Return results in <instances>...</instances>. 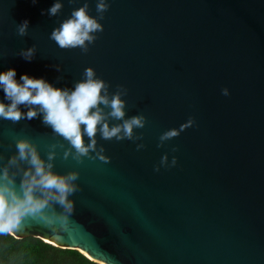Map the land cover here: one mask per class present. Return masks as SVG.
<instances>
[{
  "label": "water",
  "instance_id": "95a60500",
  "mask_svg": "<svg viewBox=\"0 0 264 264\" xmlns=\"http://www.w3.org/2000/svg\"><path fill=\"white\" fill-rule=\"evenodd\" d=\"M54 2L0 0V72L14 68L17 81L28 74L72 88L92 67L111 92L127 88L126 116L142 113L147 124L135 130L143 141L97 135L107 164L64 160L57 149L54 170L79 172L68 229L58 239L29 217L27 230L12 235L77 249L100 264H264V0H108L104 31L87 53L49 39L85 0H62L50 17ZM87 2L98 18L96 0ZM32 45L28 62L19 52ZM190 116L195 126L157 147L163 132ZM21 137L45 159L49 144L69 147L41 118L0 120V163ZM137 143L145 147L137 151ZM166 153L177 165L154 171Z\"/></svg>",
  "mask_w": 264,
  "mask_h": 264
},
{
  "label": "clouds",
  "instance_id": "9594fccd",
  "mask_svg": "<svg viewBox=\"0 0 264 264\" xmlns=\"http://www.w3.org/2000/svg\"><path fill=\"white\" fill-rule=\"evenodd\" d=\"M36 2L32 0L33 4ZM74 2L76 0H69V3ZM109 8L108 0H96L98 18L93 17L85 0L83 6L73 9L71 15L51 31L49 39L61 49L79 48L87 53L89 45L98 38L95 34L104 31L99 21L104 19ZM62 9V0H55L47 9V15L58 16ZM28 29L29 21L24 20L17 24V35L27 36ZM36 51V46L32 45L22 49L19 56L31 62ZM53 67L61 71L59 65ZM16 75L14 68L0 72V90L4 93L3 100H0V120L16 124L21 120L41 118L42 124L51 128L53 135L66 141L69 147L65 149L64 143L57 140L48 145L45 159L31 139L21 137L15 140V153L6 163H0V236L27 230L25 221L31 217L42 221L56 238L61 239L74 213L75 205L70 197L80 188L76 183L78 171L61 174L54 170L57 149L63 150L64 160L71 157L82 164L87 158L110 163L111 158L104 154L105 148L98 144L97 135L106 141H143V133L138 134L135 130L145 128L147 118L142 113L127 117V102L122 98L127 96V88L117 85L116 91L111 92L110 84L97 77L92 67L85 68L83 78L75 82L72 88L55 87L42 77L35 78L28 74H22L17 81ZM61 79L62 76L57 77L58 81ZM222 95H229V90L222 89ZM21 106L27 111H22ZM195 125V118L190 116L179 128L163 132L157 147H163L165 142ZM144 147L143 143L136 144L137 151ZM171 151L176 152L178 148L173 147ZM4 159L0 154V162ZM177 162L176 156H172L169 162L166 153L154 171L158 172L160 167H175Z\"/></svg>",
  "mask_w": 264,
  "mask_h": 264
},
{
  "label": "trees",
  "instance_id": "16d2710c",
  "mask_svg": "<svg viewBox=\"0 0 264 264\" xmlns=\"http://www.w3.org/2000/svg\"><path fill=\"white\" fill-rule=\"evenodd\" d=\"M0 264H100L73 248H62L40 238L0 236Z\"/></svg>",
  "mask_w": 264,
  "mask_h": 264
},
{
  "label": "bare ground",
  "instance_id": "6f19581e",
  "mask_svg": "<svg viewBox=\"0 0 264 264\" xmlns=\"http://www.w3.org/2000/svg\"><path fill=\"white\" fill-rule=\"evenodd\" d=\"M70 247H72V246H70Z\"/></svg>",
  "mask_w": 264,
  "mask_h": 264
}]
</instances>
